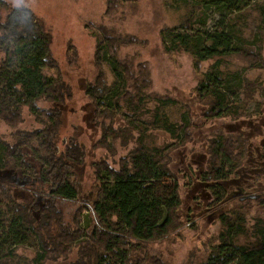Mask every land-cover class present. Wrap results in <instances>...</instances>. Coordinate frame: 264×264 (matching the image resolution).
<instances>
[{
    "label": "trees",
    "instance_id": "1",
    "mask_svg": "<svg viewBox=\"0 0 264 264\" xmlns=\"http://www.w3.org/2000/svg\"><path fill=\"white\" fill-rule=\"evenodd\" d=\"M106 1L111 14L118 0ZM168 7L179 13L176 23L161 30V45L167 54L189 56L195 74L190 99L203 107V120L261 114L264 102L255 99L251 79L241 69L225 67L235 56L246 60L244 71L264 68V0H170ZM213 10L219 17L207 27ZM96 37L98 73L86 94L95 118L110 119L98 143L112 151L120 139L127 149L115 164L93 163L94 197L82 202L77 170L86 150L75 135L61 134L60 106L71 94L62 75L46 73L56 67L51 36L30 7L0 0V122L9 130H0V261L28 247L33 256L21 259L25 264H165L150 254V245L196 226L180 215L181 185L170 165L173 151L193 140L198 126L193 106L156 90L145 61L136 67L120 59V38L104 32ZM41 100L50 105L42 107ZM251 101L254 110L247 112ZM118 117L125 124L115 127ZM160 131L172 141L161 142ZM212 133L206 136L200 179L210 183L218 210L227 195L222 182L238 176L248 148L243 135ZM61 201L77 203L69 222ZM219 219L218 243L200 264H264V218L248 227L243 207L232 206Z\"/></svg>",
    "mask_w": 264,
    "mask_h": 264
},
{
    "label": "rangeland",
    "instance_id": "2",
    "mask_svg": "<svg viewBox=\"0 0 264 264\" xmlns=\"http://www.w3.org/2000/svg\"><path fill=\"white\" fill-rule=\"evenodd\" d=\"M32 9L43 22L51 36V52L56 60V67L47 68L48 75H62L71 94L62 113V136L75 135L84 144L86 150L85 163L77 170V183L81 201L94 197L96 177L94 164L101 159L110 163L118 161L127 149L119 139L115 141V150L100 147L103 135V123L110 119L95 118L94 107L86 94L88 83L94 81L98 73L95 64L97 35L110 33L120 38L118 56L137 67L144 62L152 71L155 80L154 88L160 93L170 91L180 100L191 103L198 126L193 140L176 148L172 153L171 168L180 180L183 205L180 209L182 219L192 218L195 228L185 226L179 235H172L165 241L150 245V254L164 260L165 264H200L207 257L211 246L218 243V235L222 230L220 215L229 211L232 206L243 207L247 213V226L250 227L256 217L264 218V107L261 114L234 119L224 117L208 121L201 117L203 107L195 97L191 98V85L195 82V74L191 60L187 54H167L161 45V30L177 21L179 11L168 7L170 0H118L111 14L106 11V0H14ZM219 16L213 10L207 17V27H212ZM2 54L0 53V59ZM226 69H241L256 87L255 99H262L264 88V68L244 71L246 60L239 57L227 58ZM109 81H112L110 69L105 67ZM257 80L262 83L260 87ZM256 82V83H255ZM241 94V93H240ZM244 95H242L243 97ZM42 107L50 104L39 101ZM251 101L247 112L254 110ZM179 113L173 110V115ZM31 120V118H28ZM121 118L114 121L115 127L124 125ZM7 125L0 122V130L8 134ZM224 132L227 135H243L247 139L248 155L238 176L223 181L227 195L221 208L212 206V195L208 189L210 183L201 181V173L206 168L207 137L212 132ZM160 141L171 142L166 132H156ZM212 133V134H213ZM61 137V138H63ZM116 153V154H115ZM26 192L19 194L26 196ZM23 195V196H22ZM69 222L77 207V203L59 202ZM191 210V212H190ZM191 214V215H190ZM246 236L240 237L245 240ZM33 256V250L21 247L16 257L4 259L0 264H25ZM77 256V252L73 253ZM22 259V260H21ZM47 264H60L49 261Z\"/></svg>",
    "mask_w": 264,
    "mask_h": 264
},
{
    "label": "flooded vegetation",
    "instance_id": "3",
    "mask_svg": "<svg viewBox=\"0 0 264 264\" xmlns=\"http://www.w3.org/2000/svg\"><path fill=\"white\" fill-rule=\"evenodd\" d=\"M0 179H1V182L4 184V170L3 169H0Z\"/></svg>",
    "mask_w": 264,
    "mask_h": 264
}]
</instances>
